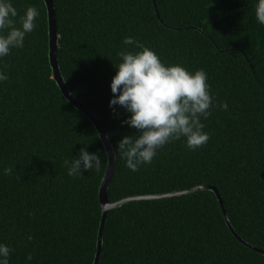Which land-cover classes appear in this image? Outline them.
<instances>
[{"label":"trees","instance_id":"16d2710c","mask_svg":"<svg viewBox=\"0 0 264 264\" xmlns=\"http://www.w3.org/2000/svg\"><path fill=\"white\" fill-rule=\"evenodd\" d=\"M252 2L53 0L64 82L99 117L114 150L109 199L210 184L237 234L264 250V26ZM13 3L21 15L35 5L40 16L24 47L0 61L9 77L0 83V242L13 249L10 264H29V253L30 264H93L106 151L52 77L44 1ZM129 35L162 61L203 68L216 103L228 104L203 121L206 145L190 151L183 140L167 144L137 172L115 152L136 130L121 124L122 108L114 113L108 105L116 53ZM82 147L99 152L103 167L70 177L63 162ZM9 166L13 173L3 175ZM98 264H264V254L234 236L215 193L205 188L108 210Z\"/></svg>","mask_w":264,"mask_h":264},{"label":"clouds","instance_id":"9594fccd","mask_svg":"<svg viewBox=\"0 0 264 264\" xmlns=\"http://www.w3.org/2000/svg\"><path fill=\"white\" fill-rule=\"evenodd\" d=\"M252 14L255 21L264 26V0H253ZM40 10L28 5L19 14L13 0H0V61L14 49H22L27 35L38 27ZM115 75L109 88L112 96L109 108L115 113L117 106L127 116L122 125L135 129V134L125 135L118 142L116 151L124 166L132 172L151 164L158 150L175 141L183 140L185 147L195 151L206 145L210 134L204 131L214 109L227 111V102L216 103L203 69L190 71L182 63L162 61L159 54L133 36H125ZM9 79L0 70V83ZM104 153L103 156H106ZM64 166L70 177H82V172L99 171L104 164L99 152L89 153L80 148L76 157L66 159ZM13 167L3 169V175H11ZM31 240V235L28 236ZM13 249L0 242V264H10ZM29 253L26 262L32 261Z\"/></svg>","mask_w":264,"mask_h":264},{"label":"water","instance_id":"95a60500","mask_svg":"<svg viewBox=\"0 0 264 264\" xmlns=\"http://www.w3.org/2000/svg\"><path fill=\"white\" fill-rule=\"evenodd\" d=\"M47 9V19H48V58H49V63L51 66L52 70V77L56 81L60 91L62 92L63 96L70 101L78 110H80L84 115L88 117V119L91 121V123L94 125L101 141L102 144L105 148V151L107 153V165L105 172L103 174V177L101 179L100 185H99V190H98V200L99 204L101 207V219L99 223V229H98V236H97V245H96V253L94 256L93 264H98V260L100 257L101 253V244H102V233L104 229V224L105 220L107 217L108 210L117 207L121 205L124 202H127L129 200H136V199H142V198H161V197H169V196H174V195H179L183 193H188L192 192L195 190L199 189H211L220 204L223 216L225 218V221L231 230V232L234 234V236L240 240L243 244L246 246L250 247L251 249H254L258 252H261L264 254V250L260 249L250 243H248L246 240L242 239L237 232L234 230L232 227L223 200L221 198L220 193L214 187L213 185L210 184H201V185H196L187 189H182V190H176V191H171L167 193H159V194H148V195H132L128 197H124L121 199H118L116 201H111L108 197L107 193V188L108 185L111 181V178L114 174L115 170V165H116V158L114 154L113 147L111 145L110 139L99 119V117L96 115L94 111H92L87 105H85L82 101H80L67 87L66 83L64 82V79L62 77V74L60 72V68L58 65V59H57V39H58V34H57V23H56V11L54 7L53 0H43ZM159 17V15H158Z\"/></svg>","mask_w":264,"mask_h":264}]
</instances>
